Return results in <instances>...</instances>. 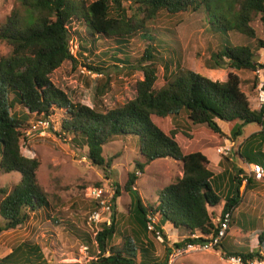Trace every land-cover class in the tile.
<instances>
[{
	"label": "trees",
	"instance_id": "1",
	"mask_svg": "<svg viewBox=\"0 0 264 264\" xmlns=\"http://www.w3.org/2000/svg\"><path fill=\"white\" fill-rule=\"evenodd\" d=\"M21 1L27 15L13 12L0 27V41L11 47L9 55L0 57V172L21 175L12 190L0 189V234L25 225L32 213L49 210L52 206L57 208L58 204L50 201L51 196L39 183V159L28 158L22 152L31 116L51 121L57 111L64 115L55 134L70 139L92 167L105 172L107 179H110L114 159H107L103 148L119 137H132L139 156L146 160L145 163L136 160L135 170L128 175L125 190L132 201L128 217L124 221L117 219L120 191L119 185L114 183L111 224H102L94 240L85 233L83 241L93 258L90 264H167L173 249H166L163 261L157 257L147 229L150 217L155 218L156 229L162 232L164 241H167L163 230L166 223L185 229L190 236L215 234L218 225L211 210L219 208L223 202L221 215H231L230 227L238 224L244 232L257 227V219L242 213L235 216L243 198L240 176L244 172L239 169L233 176L226 170L215 176L208 169L209 158L200 150L183 154L177 136L180 133L188 136L195 128H200L208 135L235 142L241 135L240 126L257 124L260 131L245 142L260 138L263 139L261 147L264 145V105L261 109L252 108L237 74L230 73L226 81L220 82L184 68L181 41L176 31L186 14L198 16L209 12L205 16L215 21L210 20L205 31L214 35L219 46L211 50L206 59L207 69L221 70L226 67L225 63L237 72L253 73L260 69L264 81V58L260 53L264 51V41L256 38L251 26L258 18L264 24V0H227L228 9L217 13L210 10L212 0ZM76 24H83L88 34L82 35L74 28ZM234 34L244 38L241 44L234 42ZM136 37L146 40L147 46L141 56L133 59L126 53V47ZM111 40L116 47L97 55L100 47ZM75 41L78 49L73 55L70 42ZM109 53L115 64L126 67L130 73L138 68L143 73V80L136 83L137 95L128 103L111 111H103L98 106L91 108L72 102L52 83L51 75L64 63L78 66L82 59L84 68L104 76L102 80L96 79L98 85L95 86L94 100L101 99L111 84L107 67H104V58ZM119 56L123 60L118 59ZM92 57L99 62L93 64ZM160 67L164 70V83L157 89ZM258 83L255 77L253 89ZM15 103L28 114L14 112ZM168 119L172 121L169 130L164 126ZM223 122L230 126L235 124V128L228 133L221 126ZM260 153L264 156V152ZM236 154L246 167L253 163L264 167L240 148ZM160 159L181 162L183 177L161 190L157 203L145 208L136 189L137 174H144L150 162ZM227 175L229 183L236 188L234 194L224 200L218 188ZM245 186V192L252 191L258 182L251 179ZM94 187L103 188L101 183ZM98 206V202H90V212ZM199 241L205 239L188 238L175 248ZM263 244L264 233L258 237L255 248L235 246L227 233L216 251L227 260L235 257L243 264H252L264 261ZM0 264L46 262L39 245L25 244L0 260Z\"/></svg>",
	"mask_w": 264,
	"mask_h": 264
},
{
	"label": "rangeland",
	"instance_id": "2",
	"mask_svg": "<svg viewBox=\"0 0 264 264\" xmlns=\"http://www.w3.org/2000/svg\"><path fill=\"white\" fill-rule=\"evenodd\" d=\"M92 1V0H91ZM212 0L210 10L212 13L226 11L228 9L227 0ZM13 12L21 13L26 16L22 7L21 0H0V27L6 23ZM209 12H203L200 15L186 14L183 23L178 26L177 33L181 41L183 53V67L199 73L212 81L224 82L230 73L237 74L241 77L242 90L247 94L253 109L257 108V86L253 89V81L256 77L251 72H237L226 64L221 70L207 69L205 62L209 59L211 50H217L219 43L213 34L205 31L209 26ZM203 21V22H202ZM256 34V38L264 41V24L259 21L251 25ZM82 35L88 34L84 25L76 24L74 26ZM215 38V39H214ZM236 44H241L244 40L238 34L232 35ZM70 50L76 55L78 45L70 42ZM147 42L143 38H135L130 41L126 47V53L130 54L133 59L141 56L146 49ZM116 45L111 41L106 42L105 46L100 47L97 55L105 50H113ZM11 47L0 41V57L9 55ZM264 58V51L260 52ZM98 57V56H97ZM109 53L104 58V67H107L106 74L109 75L111 84L110 89L101 99L94 100L95 86L98 85L96 79H104V76L84 68L83 60L80 59L78 66L66 62L51 75V81L58 89L63 91L68 98L74 103L94 108L98 106L103 111H108L120 107L136 97V83L143 80V73L138 70L131 72L126 67L122 68L120 64H115ZM118 59L123 60L122 56ZM91 62L97 64L98 58L92 57ZM136 65V62L134 63ZM159 80L156 88L163 86L164 70L159 68ZM107 79V76H105ZM258 79V78H257ZM87 81L89 84H87ZM258 85V84H257ZM13 98V95H11ZM14 112L28 114L19 104L15 103ZM63 112L57 111L51 117L50 127L45 131L29 132L37 119L34 115L29 120L28 128L24 136L27 138L22 143V152L28 158L39 159L41 165L37 173L40 185L51 196V202L58 204L55 209L52 206L49 210H43L36 214H31L28 222L16 228L0 234V260L12 254L15 249L21 245H39L46 264H90L93 259L90 256L88 245L83 241L85 233L94 240V233L88 224L90 212L89 203L91 202L88 190L95 184L101 183L102 187L108 191L107 198L115 193L116 186L119 185L120 197L117 199L116 215L117 219L123 221L128 217L131 209V197L125 190L129 173L135 170V161L145 163L146 160L139 156L136 142L132 137H119L115 142L108 144L103 148L104 156L107 159H114L110 167V179L105 177V172L99 168L92 167L85 155L76 148L70 139H62L55 133L59 131ZM235 125V124H234ZM234 125L223 122L221 124L224 131L230 133ZM167 130L172 127L171 119L164 125ZM241 135L234 142L226 137L219 139L218 135H208L200 128H195L188 136L181 133L177 136V142L181 147L183 154L192 153L195 150L202 151L209 158L208 169L215 176L227 170V173L235 176L240 169L245 172V167L238 159V148L249 157L264 165V145L259 147L263 141L260 138L252 139L245 142L251 135L258 133L260 127L257 124H246L240 126ZM205 131V130H204ZM206 144H209L207 146ZM229 147V155H220L218 148ZM118 155V158L115 156ZM218 156L221 158L219 160ZM229 158L230 160H227ZM233 159V160H231ZM219 161V162H218ZM221 163V164H220ZM234 166V167H233ZM236 167V169H234ZM241 167V168H240ZM243 167V168H242ZM144 174H137L139 180L136 189L142 199L143 205L152 206L157 203L159 192L164 188L175 183L183 177V166L179 161L171 159H160L150 162L146 166ZM21 180L20 173H2L0 172V189L12 190ZM222 186L218 188L221 198L224 200L229 195L234 194L236 187L229 183L227 175L222 180ZM245 185L242 184L240 194L242 202L235 211V216L242 213L257 219V227L252 231L244 232L237 224L230 227L228 236L233 240L237 247L255 248L258 244V237L264 233V182L258 183V186L245 192ZM211 210L214 213V221L221 216L223 205ZM240 216L237 218L240 220ZM1 220V218H0ZM167 241L159 242L154 236L149 235V240L155 245L156 255L162 261L165 259L166 249H173L169 256L167 264H228L221 253L212 251L208 253L190 252L184 248L176 249L175 245L181 244L191 236L183 228H175L173 225L166 223ZM264 255V244L263 252ZM264 262V261H262Z\"/></svg>",
	"mask_w": 264,
	"mask_h": 264
},
{
	"label": "built area",
	"instance_id": "3",
	"mask_svg": "<svg viewBox=\"0 0 264 264\" xmlns=\"http://www.w3.org/2000/svg\"><path fill=\"white\" fill-rule=\"evenodd\" d=\"M259 80L257 85V109H261L264 105V81L262 78V70L258 69L256 72H253ZM51 121L49 120H37L35 124L32 125L31 130L29 132H38V131H45L50 127ZM217 152L220 155H228L231 152V148L229 147H221L217 149ZM243 179V184L246 185L249 180H255L258 183L264 182V167L261 164L253 163L247 165L246 170L240 176ZM88 197L91 202H98L99 206L96 210H94L91 215L89 216L88 224L94 233V236L100 232L101 225L107 224L110 225L111 223V216L113 215V198L114 195H111L110 198H107L108 191L104 188H90L88 190ZM217 232L210 236H203L199 233L191 235L192 240H199V238H204L205 241L203 242H190L184 248V250H188L190 252H199V253H208L215 251L220 244L222 243L223 239L226 237L229 229H230V221L231 215L229 213L225 215H221L217 220ZM147 229L148 232L154 236V238L159 242H165L164 237L161 231L156 229L155 225V218L150 217L149 221L147 222ZM177 249V248H176ZM181 249V248H179ZM228 264H243L240 258H229L227 260ZM172 264V263H170ZM252 264H264V262L255 261Z\"/></svg>",
	"mask_w": 264,
	"mask_h": 264
},
{
	"label": "crops",
	"instance_id": "4",
	"mask_svg": "<svg viewBox=\"0 0 264 264\" xmlns=\"http://www.w3.org/2000/svg\"><path fill=\"white\" fill-rule=\"evenodd\" d=\"M207 156V155H206ZM208 157V156H207ZM218 158H219V160H221V158L218 156ZM238 159H240V157L238 158ZM231 160H233V159H231ZM241 160V159H240ZM219 162V161H218ZM241 163L244 165V167L246 168V164L241 160ZM241 168V167H240ZM243 168V167H242ZM228 195H229V193H228ZM163 230H164V232L166 233V234H168L167 233V228H166V225L164 226V228H163Z\"/></svg>",
	"mask_w": 264,
	"mask_h": 264
}]
</instances>
